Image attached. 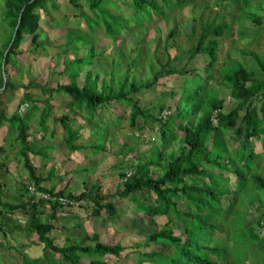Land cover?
<instances>
[{
	"label": "trees",
	"instance_id": "trees-1",
	"mask_svg": "<svg viewBox=\"0 0 264 264\" xmlns=\"http://www.w3.org/2000/svg\"><path fill=\"white\" fill-rule=\"evenodd\" d=\"M2 1L4 21L8 24L9 34L3 49H0V127L7 122L18 130L17 141L20 143L24 166L33 187L53 198L66 197L79 203L92 202L90 215L93 218L105 217L111 221L122 211L119 203L131 201L138 212L151 219L170 216L179 219L185 228L182 235L176 236L173 230H161L145 236L147 245L161 246V251H152L147 255L150 264H235L231 261L230 252L225 244L215 246L211 244L217 234L222 233V224L228 221L243 189H250L255 193L264 192V176L257 172L264 151L256 153L251 149L254 140H262L264 148V57L252 54L256 70L247 69L238 62L227 63L222 69L224 88L230 89L232 96L241 101L228 113L223 112L224 99L207 95L208 88L204 83L214 78L208 74L206 81L196 76L193 89L187 88L181 95L174 113L171 111L173 108H170L169 116L157 118L128 96L153 88L162 75H190L191 71L186 66L182 69L177 67L176 62L182 60L181 56L172 58L168 53L165 64L159 60L161 65L154 73V82L130 80L127 72L116 89L113 80L108 82L104 74L90 69L97 55L93 36L102 28L108 39L117 43L124 33L134 30L131 28L133 23L141 27L152 21L153 16L165 15L166 9H184L194 4L196 0H130V3H124L132 10L129 16L122 12L120 14V9L113 0H68L74 9L79 11L76 18L85 22L88 32L70 31L65 45L67 48H73L75 52L82 48L85 50L82 58L66 63L62 74L66 75L69 81L52 89L36 82L15 85L7 69L15 64L13 58L22 53L21 46L26 38L30 39L31 47L35 50L45 46L46 42L40 36L41 21L43 15L49 14V5L54 4L55 0ZM219 1L224 3L227 0H216ZM229 1L231 4H237L239 0ZM110 7L117 8L119 14L112 13ZM23 9L22 19L13 41ZM230 29L229 24H217L216 21L202 24L200 28L194 27L192 33L196 44L187 50L188 59L194 60L200 55L208 56L210 61L206 71L211 73L218 63L220 38ZM176 36L177 32L172 31L166 39L167 43ZM7 51L5 58L7 82L3 90L2 66ZM88 51L91 55L86 57ZM256 71L260 73V78L256 77ZM83 72L85 74L80 82ZM20 88L26 90L23 102H31L32 107L29 109L30 106L24 103L21 106L27 105L29 110L26 108L21 112L20 107L11 118H8L6 110L2 108L1 97L5 93L15 94ZM32 88L38 89L43 97L35 101L29 94ZM55 93H64L68 96V106L87 114L90 123L96 121L101 108L110 107L112 103L125 104L131 109L132 127L138 125L139 119L143 120L144 125L150 121L159 124L160 147L155 146L150 156L136 165L129 178L127 175L123 176V187L113 195H104L99 188L75 195L68 192L70 180L66 178L61 180L62 186L57 192L55 189L43 187L45 180L38 175V169L30 158V155H40L42 151H37L30 139H33L32 124L36 119H40V126L46 130L45 125L51 117L52 106L50 99L44 97ZM256 102L260 104L259 107L256 106ZM160 110L165 111V107H161ZM243 110H246V113L241 119ZM59 121L65 131L66 149L71 152L79 151L81 149L77 144L79 132L70 125V117L64 116ZM231 132L234 135L229 136ZM177 143L178 150L171 152L173 145ZM4 152L5 149L0 143V155ZM1 166L0 163V168ZM231 178L237 179L235 189L230 186ZM4 192L5 184L0 175L1 206L5 205L2 201ZM31 196L29 201L10 209L24 210L28 214L29 234H35L38 242L45 245L51 254L61 258L63 262L82 264V257H88L95 258L88 264H109L102 259L106 256L121 258L122 253L126 251L121 244L102 243L96 233L87 236L86 244L73 243L59 247L49 235L54 229L53 225L42 223L40 216L43 214L42 207L50 205L54 211L52 217L55 218V210L61 205L57 200L47 201L37 199L33 194ZM146 196L154 199L148 200ZM227 197L232 198L228 208H224L223 201ZM263 222L264 216L256 224ZM243 225H248L250 236H255V228H251L248 223ZM237 229L236 226L235 230Z\"/></svg>",
	"mask_w": 264,
	"mask_h": 264
},
{
	"label": "rangeland",
	"instance_id": "rangeland-1",
	"mask_svg": "<svg viewBox=\"0 0 264 264\" xmlns=\"http://www.w3.org/2000/svg\"><path fill=\"white\" fill-rule=\"evenodd\" d=\"M113 1L120 9V14L122 12L125 16H129L132 13V10L124 5L125 2L130 3V0ZM109 10L119 14L117 8L110 7ZM85 11L88 12L86 8ZM165 11V15L160 17L155 15L152 21L146 22L141 27L133 23L131 28L134 30L124 33L117 43L109 40L104 30L99 28L93 36L97 55L90 69L104 74L108 82L113 80L118 89L119 82L124 79L127 72L130 80L154 82V73L161 65L159 60L165 64L168 53L172 58L181 56L182 60L176 62L177 67L182 69L186 66L191 71L190 75H162L153 88L131 94L128 98L137 101L142 109L149 110L157 118L167 117L172 108L171 111L174 113L175 106L186 89H193L196 76L206 81L208 74H211L214 78L204 83L208 88L207 95L224 99L225 113L236 108L241 101L232 96L230 89L224 88L222 69L227 63L232 62H238L247 69H257L252 54L264 57V0H239L237 4H231L229 0L224 3L216 0H196L194 4L184 9ZM3 12L4 3L0 0V49H3L9 34ZM78 14L79 11L75 10L68 0H55L54 4L49 5V14L43 15L41 21L40 36L46 42L45 46L35 50L31 47L30 39L26 38L21 46L22 53L13 58L15 64L7 69L15 85L36 82L52 89L69 81L62 71L70 60L82 58L85 49L75 52L73 48H67L65 45L67 35L70 31L88 32L85 22L76 18ZM213 21L217 24L227 23L231 29L220 38L218 63L215 70L210 73L206 71L210 61L208 56L200 55L194 60H189L186 52L196 44L192 33L194 27L200 28L202 24ZM172 31H176L177 36L167 43L166 39ZM90 55V51L85 54L86 57ZM87 70L86 68L85 71ZM84 74L81 73L80 82ZM256 77H261L258 71ZM25 91L20 88L15 94L2 95V108L6 110L8 118H11L24 103L30 106L27 109H31V102H23ZM29 94L35 101L43 97L36 88H32ZM44 98L50 99L52 106L51 117L47 121L46 139L42 141L38 137L30 141L34 142L38 151L44 148L42 154H45V148H48L46 152L48 158L35 155L31 156V160L41 170L42 177H48L51 170L54 173L53 178L46 185L49 190L55 189L57 192L60 177L70 175L69 186L71 193L75 195L98 188L104 195H113L123 187V176L132 173L138 163L144 162L150 156L155 146L161 145L159 124L150 121L144 125L143 120L139 119L138 125L132 127L131 109L125 104L112 103L110 107L101 108L96 121L90 123L87 114L77 112L67 105L69 98L64 93H55ZM256 106L259 107L260 104L256 102ZM161 107H165V111L161 112ZM245 113L246 110L241 111V119ZM64 116H69L70 121L74 118L73 124L75 123L82 133L80 140L82 145L90 146L95 143L94 146L99 150L95 155H91L90 152L72 154L66 150L65 132L59 121ZM5 128L1 131L0 142L9 148L12 140L4 139ZM10 131L11 136L15 138L16 129ZM232 135L233 132L229 133V136ZM15 144L12 147L19 149V145L15 146ZM102 148L104 150H101ZM178 148L177 143L170 151H177ZM251 149L256 153L264 151L262 140H254ZM257 172L264 176V157L260 159V168ZM18 176L22 180L25 175L22 173ZM4 179L9 195L15 196L14 200L12 198L8 200L14 206L25 201L28 194H31L29 188L33 187V184L30 181L26 194L21 184L19 186L12 182L8 176ZM236 182L237 179L231 178L232 189H235ZM147 198L154 199V197ZM231 198L227 197L223 201L224 208H228ZM119 204L122 211L109 221L105 217H91L92 202H76L75 206H72L74 209L66 213L63 211L65 215L58 219L61 232H54L56 244L59 247L73 243L86 244L87 236L96 233L102 243L121 244L126 249L121 258L106 256L102 259L103 262L150 264L147 255L152 251H161V246L147 245L145 236L161 230H173L176 236H180L185 230L184 223L172 216L151 219L138 212L131 201ZM18 213L24 218L23 212L18 211ZM262 216H264V192L255 193L250 189H243L228 221L222 224V233L217 234L211 245L225 244L230 252L231 261L235 264H264V222L256 224ZM45 220L46 218L41 217L42 222ZM244 222L255 228V236H250L248 225H243ZM236 226L237 230H235ZM93 259L95 258L82 257V264H88ZM0 264L71 263H65L61 258L51 254L38 240L37 242L34 240V243L29 241L21 229L19 235L11 240L0 235Z\"/></svg>",
	"mask_w": 264,
	"mask_h": 264
},
{
	"label": "crops",
	"instance_id": "crops-1",
	"mask_svg": "<svg viewBox=\"0 0 264 264\" xmlns=\"http://www.w3.org/2000/svg\"><path fill=\"white\" fill-rule=\"evenodd\" d=\"M77 112H80V111L77 110ZM73 122H74V118L71 119L70 125L73 128H75L76 130H78V132H79V140H78L77 144L81 147V149L79 151H76V152H71V151L70 152L72 154H78V153L82 154L83 152H90V153H92L91 155H95L98 152L95 149V146H94L95 143L90 145V146L82 145L80 143L82 133H81L80 129L75 126V123L73 124ZM32 125H33V128H34L33 129L34 133H32L33 139L35 140V139H37L39 137V138H41L42 141H44L46 139V133L48 131L47 122H46V125H45L46 130H43V127L40 126V119L39 118L36 119L35 122ZM4 128H5V138L4 139L12 140V143L10 144L9 148H6L5 146H3L1 144L4 147V149H5V152L2 155H0V163L2 165L1 168H0V175H1L2 181L5 184L6 182L4 181L5 180L4 177H7V176L10 177L12 182L17 183V185H19V186L21 184L22 188L26 191V194H27L28 193L27 192L28 191L27 188H28V184H29V181H30V176H29V173H28L27 169L24 166L23 158H22V155H21V146H20V143L17 141L18 130L13 125L5 122L0 127V136H1V131ZM13 129H16V131H17L15 138H13L11 136V131L10 130L13 131ZM13 135H15V134H13ZM65 136H64V143H65ZM14 140H15V142H14ZM15 143L19 145V149H17V150H16L17 147H15V148L12 147V145L15 144ZM16 144H15V146H17ZM33 144H34V142H33ZM36 149H38V148H36ZM47 149L48 148H45V154L41 153L40 155H36V156H40L41 158H48L47 155H46ZM49 149H51V148L49 147ZM39 151L43 152L44 148L43 149H39ZM31 156H35V155H30V158H31ZM32 163L38 169V175L40 177H42L41 174H40L41 170H39L37 165H35L36 163H34L33 161H32ZM22 173H24L25 176L21 180L19 178L18 174H22ZM4 174H7V175H4ZM53 176H54V173L51 170V172H50L48 177H42L45 180V182L42 184V186L46 188L47 183L50 181V179L53 178ZM63 178L69 179L70 175H67V177H60V179H59L60 185L58 187V190L62 186L61 180ZM68 192H71V188H70L69 185H68ZM14 197L15 196H13V194L9 195L8 187L5 184V192H4V196H3V199H2V201H3V203L5 205L4 206L0 205V235H2L3 238H8L9 240H11L12 238H16L19 235L21 229H23V235H25L26 238L29 239V241L31 240V242L34 243V240H35L37 242L36 235L35 234H29V232H28V227H27V224H28V216L27 215L28 214L24 210H16L15 211V210L10 209V207H12V205L14 206V204L12 202H9L8 200H9V198H12L14 200L15 199ZM31 198H32L31 194H28V197H26V200L20 202L19 204L27 202ZM8 204H10L11 206L8 205ZM72 209H74V208L66 209V208H62L60 206L58 209L55 210V218H53L52 216L54 214V211L52 210L51 206L50 205H46L45 207H42L43 214L40 216V220H41V217L46 218V220L44 222H42V221L41 222L42 223H49V224L53 225L54 229L49 233V235L52 238H54V240H55V236H54L55 233L54 232H61V228L59 227V224H58L59 217L62 216V215L63 216L65 215V214H63V211H65L64 213H66V212H68L69 210H72ZM6 211H8L9 213H6ZM18 211L23 212L24 213V218H26V219L22 218L20 216V214L18 213ZM23 223H25V224H23ZM92 234H94V233H92ZM55 243H56V241H55Z\"/></svg>",
	"mask_w": 264,
	"mask_h": 264
},
{
	"label": "built area",
	"instance_id": "built-area-1",
	"mask_svg": "<svg viewBox=\"0 0 264 264\" xmlns=\"http://www.w3.org/2000/svg\"><path fill=\"white\" fill-rule=\"evenodd\" d=\"M27 108V105L21 106V112H24ZM132 173H127V178L131 176ZM29 190L31 191V194H33L37 199H43V200H51V201H58L62 208H72V206H75L76 202L73 200H70L66 197H56L53 198L51 195L38 192L34 187H30Z\"/></svg>",
	"mask_w": 264,
	"mask_h": 264
},
{
	"label": "water",
	"instance_id": "water-1",
	"mask_svg": "<svg viewBox=\"0 0 264 264\" xmlns=\"http://www.w3.org/2000/svg\"><path fill=\"white\" fill-rule=\"evenodd\" d=\"M23 12H24V9H23V11H22V13H21V15H20L19 23H18V26H17L16 31H15V33H14L13 41L15 40V37H16V34H17V30H18V27H19L20 22H21V19H22ZM7 54H8V51L6 52V54H5V56H4V62H3V66H2L3 77H4V88H3V90L5 89V87H6V82H7V74H6V72H5V58H6Z\"/></svg>",
	"mask_w": 264,
	"mask_h": 264
}]
</instances>
